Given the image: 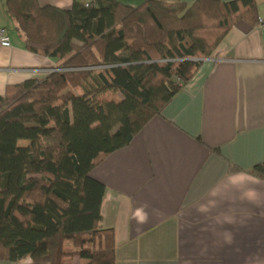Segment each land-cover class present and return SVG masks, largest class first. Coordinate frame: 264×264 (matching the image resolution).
<instances>
[{
    "label": "trees",
    "instance_id": "obj_1",
    "mask_svg": "<svg viewBox=\"0 0 264 264\" xmlns=\"http://www.w3.org/2000/svg\"><path fill=\"white\" fill-rule=\"evenodd\" d=\"M258 7L5 0L26 51L60 65L0 97V260L72 264L67 252L80 264H115L114 233L101 226L105 187L90 174L160 116L234 26H256ZM240 172L264 181V162L248 171L229 164Z\"/></svg>",
    "mask_w": 264,
    "mask_h": 264
},
{
    "label": "crops",
    "instance_id": "obj_2",
    "mask_svg": "<svg viewBox=\"0 0 264 264\" xmlns=\"http://www.w3.org/2000/svg\"><path fill=\"white\" fill-rule=\"evenodd\" d=\"M37 1L69 9L88 0ZM115 1L137 7L144 0ZM0 28L11 41L0 46V97L60 65L26 51L5 0ZM262 162L264 30L239 23L160 116L90 174L105 187L101 226L114 233L115 264H264V181L229 173V164L248 171ZM64 248L72 250L71 242ZM63 259L81 263L67 252Z\"/></svg>",
    "mask_w": 264,
    "mask_h": 264
},
{
    "label": "built area",
    "instance_id": "obj_3",
    "mask_svg": "<svg viewBox=\"0 0 264 264\" xmlns=\"http://www.w3.org/2000/svg\"><path fill=\"white\" fill-rule=\"evenodd\" d=\"M261 5L264 7V0H260ZM257 25L264 30V16H261L258 18V23ZM0 46L2 48H10L11 47V41H10V36L7 32L6 29L0 28ZM57 70H51L49 73L54 72Z\"/></svg>",
    "mask_w": 264,
    "mask_h": 264
}]
</instances>
